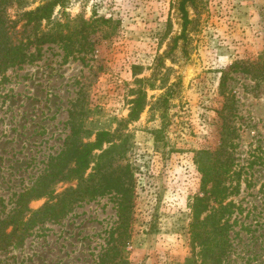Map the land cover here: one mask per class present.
I'll return each instance as SVG.
<instances>
[{
    "label": "rangeland",
    "instance_id": "rangeland-1",
    "mask_svg": "<svg viewBox=\"0 0 264 264\" xmlns=\"http://www.w3.org/2000/svg\"><path fill=\"white\" fill-rule=\"evenodd\" d=\"M181 1L72 0L73 19H112L104 26L111 36L99 33L93 53L79 58L47 45L33 62L0 73V220L64 149L79 98L90 129L114 132L128 119L142 79L147 107L123 130L130 151L118 163L130 165L136 180L133 235L125 249L130 263L185 264L191 257V206L202 178L195 155L217 149L230 127L242 179L229 201L242 214L232 219L233 248L224 264H264V0H194L187 4L185 37ZM15 14L8 10L11 20ZM19 32L15 41L23 38ZM168 93L167 127L157 142L153 133L163 119L152 106ZM46 200L29 207L38 210ZM117 221L113 195L86 200L60 223L36 228L23 246L0 252V264H97Z\"/></svg>",
    "mask_w": 264,
    "mask_h": 264
},
{
    "label": "trees",
    "instance_id": "trees-1",
    "mask_svg": "<svg viewBox=\"0 0 264 264\" xmlns=\"http://www.w3.org/2000/svg\"><path fill=\"white\" fill-rule=\"evenodd\" d=\"M0 0V73L33 62L47 45H57L66 58L93 53L98 42L111 35L104 26L113 24L112 19L94 17L86 20L73 19L67 10L72 0ZM194 0H182L180 11L183 14L184 34L190 24L187 4ZM15 10V20L9 18L8 10ZM59 13V14H58ZM21 28L23 38L14 40ZM35 48L37 54L31 53ZM79 58V57H78ZM83 60V59H80ZM238 65L233 69H237ZM135 77L138 67H134ZM252 74L248 68L242 69ZM226 77L223 80V89ZM147 80L136 79L138 89L130 102L131 110L127 120L119 121L114 131L87 125L88 115L79 98L74 110L69 113L70 135L64 149L52 157L44 175L38 178L33 187L18 195L15 208L4 220H0V252L12 247H21L39 226L47 223H60L69 213L86 200L113 195L117 204L118 225L110 231L107 246L103 249L97 264H131L125 249L130 245L135 221L136 180L130 165L120 166L130 151V135L125 127L139 119L147 107V94L143 85ZM154 85L151 89L154 90ZM171 93L162 96L152 106L161 111L162 128L154 131L160 142L167 127V112ZM225 109H228L225 104ZM236 134L232 128H223L220 146L212 150H200L195 155V164L201 174L200 193L191 206L190 224L191 257L185 264H224L233 245L231 232L236 225L232 221L240 208L230 197L238 195L242 175L236 170L235 146L231 141ZM236 137V136H235ZM158 146L160 143H157ZM254 164V161L251 165ZM237 180V183H236ZM67 182L76 184L61 193L55 186ZM47 199L45 205L32 210V201ZM126 254V255H125Z\"/></svg>",
    "mask_w": 264,
    "mask_h": 264
}]
</instances>
